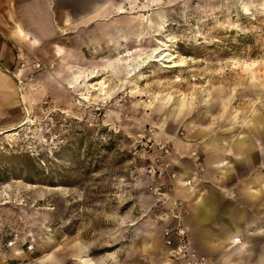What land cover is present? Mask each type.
Here are the masks:
<instances>
[{
  "label": "rangeland",
  "instance_id": "obj_1",
  "mask_svg": "<svg viewBox=\"0 0 264 264\" xmlns=\"http://www.w3.org/2000/svg\"><path fill=\"white\" fill-rule=\"evenodd\" d=\"M95 1L104 0L68 5L74 13H89ZM123 2H128L119 8L124 14L112 13L87 27L88 41L94 32L102 35L96 47L82 48L79 36H69L75 62L59 71L65 83L56 80L48 95L30 106L23 127L0 132V264H176L163 242L166 204L147 187L143 167L154 142L179 148L173 142L188 139L209 143L207 155L221 170L232 165L223 182L210 168L213 177L203 188L221 208L238 211L240 223L235 222L250 248L232 255L241 244L225 240L227 225L210 231L219 240L204 245L202 254L210 264H230L229 256L240 258L237 264H259L264 0ZM155 51L158 58L169 52L181 66L157 62L150 56ZM32 59L42 63L32 65L35 73L59 66L58 58ZM93 70L88 83L106 86L111 98L100 100L93 92L91 99L90 85L88 91L78 75ZM75 78L78 83L70 84ZM181 106L185 115L166 118ZM241 135L246 141L237 146ZM245 186L260 194L247 195ZM184 216L187 223L186 211ZM218 218L228 221L226 213Z\"/></svg>",
  "mask_w": 264,
  "mask_h": 264
},
{
  "label": "crops",
  "instance_id": "obj_2",
  "mask_svg": "<svg viewBox=\"0 0 264 264\" xmlns=\"http://www.w3.org/2000/svg\"><path fill=\"white\" fill-rule=\"evenodd\" d=\"M97 2H94L93 8L89 13L83 11L74 13L70 5H68L70 0H0V130L17 126L25 120L26 116L23 115L24 110L30 111L31 107L40 98L48 95L56 80H58V83H65L59 71L68 67L66 63L72 60L70 59L72 50L68 42L71 34L79 36V44L83 46L82 48L91 45L96 47V43L102 42V35L101 33L97 34L94 32L92 35L96 37L88 41L86 37L83 38V35L89 31L87 27L91 25L95 28L97 26L95 22L98 19L108 17L112 13L124 14V12H119L120 5H127L128 3L123 2V0H104L99 3ZM77 3H81V0H77ZM60 49L63 52L61 55L59 54ZM41 56L49 59H59V66L55 72L40 71L35 73L31 63L33 61L32 57L38 58ZM26 58L29 59V63H25L24 66L20 65ZM6 69L13 72L20 80L25 94V101H23L16 79ZM94 70L83 75L80 71L78 75V77L83 76L85 80L83 86L88 91L89 85L91 84L88 83V80L94 77ZM74 83H78V78L70 80V84ZM91 86L94 87L93 85ZM179 108L176 107L173 109L175 111L177 109L180 110L178 115L175 114L173 117L168 112L166 118L177 120L188 112L186 108L183 109L185 110L184 112H181ZM255 122L252 123V127L257 126ZM200 132L202 133V131ZM245 141V135H241L236 145L241 146ZM208 144L202 139L199 141L190 139L179 140V142L174 141L173 145L179 146V148L173 146L172 162L179 175L177 188L179 196L185 203L187 225L189 235L190 233L192 235H190L192 245L201 256L205 257L206 263L210 264L206 256L202 254V251L207 248L204 245L218 242L219 239L210 233L213 229L220 230L222 226L229 225L225 240H229L234 244H241L237 250L233 251L234 253L232 255L239 256L242 250L248 251L250 248L241 240V233H243L242 226L236 223L240 217L239 214L237 215L238 211L233 206H229L226 209L221 208L220 201L218 202L215 196L207 194L206 188H203L206 180L213 177L210 176V168L213 167V169H216L215 179L223 182L229 178V174H226L227 171H224L227 169L229 171L232 166L223 167L224 170L215 166V163L207 155L206 149ZM211 144L215 146L216 142L213 141ZM193 150L198 151V156L191 154ZM238 150L241 155L242 149L238 148ZM226 163L224 162L223 164ZM198 165L205 167L203 173H199ZM192 174H195L196 180L191 187L185 184L183 180ZM257 191L254 190L253 193L246 188V193L250 196L260 194ZM166 209L168 211L167 205ZM223 213H226L228 218L225 224H222V221L218 218H221ZM214 219L219 222L212 224L211 221ZM174 224V218L166 212L163 230L165 227ZM242 225H246V223ZM237 238L240 241H236ZM197 242L202 243V249L197 246ZM166 249L168 250L167 246ZM231 258L232 256H229L226 259L230 264L240 262V258L235 261ZM259 264H264V254Z\"/></svg>",
  "mask_w": 264,
  "mask_h": 264
},
{
  "label": "built area",
  "instance_id": "obj_3",
  "mask_svg": "<svg viewBox=\"0 0 264 264\" xmlns=\"http://www.w3.org/2000/svg\"><path fill=\"white\" fill-rule=\"evenodd\" d=\"M29 63L26 58L21 65ZM34 66H41V62L34 60ZM183 134L184 131H181ZM154 154L143 167V176L147 187L153 195L160 197L167 205L168 213L174 218L175 224L167 226L163 230V239L168 247V258L176 264H207L204 256H201L193 247L188 225L185 221V203L179 196L177 188L178 171L172 162V146L167 141H158L152 144ZM192 155L198 156V151L193 150ZM199 170L205 167L198 165ZM196 180L195 174L186 177L183 182L193 186Z\"/></svg>",
  "mask_w": 264,
  "mask_h": 264
},
{
  "label": "bare ground",
  "instance_id": "obj_4",
  "mask_svg": "<svg viewBox=\"0 0 264 264\" xmlns=\"http://www.w3.org/2000/svg\"><path fill=\"white\" fill-rule=\"evenodd\" d=\"M166 44V43H165ZM165 48V47H164ZM168 49V48H167ZM166 48H165V50H167ZM157 50V49H156ZM160 51V50H159ZM159 51H155V52H151V54L152 55H150V56H153L154 57V59L155 60H157V62H159V61H163V63L164 62H173V64L174 65H170V66H181L180 64H177L175 61H173L174 60V58H175V56H171V54L169 53V52H167L166 54H164V55H162L160 58H158V55L160 56V54H159ZM160 53H163V52H160ZM127 54H130V51H128L127 52ZM129 56V55H128ZM144 59V58H143ZM143 59H141V60H143ZM148 60L150 59H152V57H148L147 58ZM146 59V60H147ZM165 66H167L166 64H164ZM137 67V66H136ZM130 69H133L134 70V67H132V66H130L129 67ZM129 69V70H130ZM137 69V68H136ZM135 69V70H136ZM133 70H132V72H133ZM134 70V71H135ZM133 75V74H132ZM17 77V76H16ZM100 82V81H99ZM18 85H19V88H20V91H21V95H22V97H23V101H25V94H24V90H23V87H22V85H21V82H20V80L18 79ZM94 84H95V86H94ZM91 85H93L94 87H92ZM90 89H92L90 92H91V94H90V97H91V99H92V93L93 92H97L98 93V96H97V99L99 98L100 100H103V99H106V98H111L112 96L109 94V91H107V88H106V86H100V85H96V83H91L90 84ZM100 102H98L97 104H99ZM28 109V108H27ZM179 109H181V112L183 111H185V110H183V109H185L183 106H181ZM179 112H180V110H178L177 109V111H175V110H173V111H170V115L172 114V116L173 115H178L179 114ZM181 114V113H180ZM174 117V116H173ZM29 119H30V111L29 110H27V115H26V118H25V120H23L22 122H20L17 126H14V127H12V128H7V129H4V130H2V131H0V132H2V133H4V132H8V131H13V130H16L18 127H23V125L24 124H26L28 121H29ZM236 241H240V239L239 238H237L236 239ZM167 254H168V252H167Z\"/></svg>",
  "mask_w": 264,
  "mask_h": 264
},
{
  "label": "water",
  "instance_id": "obj_5",
  "mask_svg": "<svg viewBox=\"0 0 264 264\" xmlns=\"http://www.w3.org/2000/svg\"><path fill=\"white\" fill-rule=\"evenodd\" d=\"M8 72H10L13 76H14V78L16 79V81H17V83H18V78L16 77V75L13 73V72H11V71H9L8 69H6ZM19 84V83H18Z\"/></svg>",
  "mask_w": 264,
  "mask_h": 264
}]
</instances>
